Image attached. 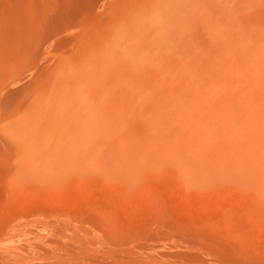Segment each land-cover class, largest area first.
Segmentation results:
<instances>
[{"label":"rangeland","instance_id":"374dc122","mask_svg":"<svg viewBox=\"0 0 264 264\" xmlns=\"http://www.w3.org/2000/svg\"><path fill=\"white\" fill-rule=\"evenodd\" d=\"M171 1L0 0V264H264V0Z\"/></svg>","mask_w":264,"mask_h":264},{"label":"bare ground","instance_id":"6f19581e","mask_svg":"<svg viewBox=\"0 0 264 264\" xmlns=\"http://www.w3.org/2000/svg\"><path fill=\"white\" fill-rule=\"evenodd\" d=\"M171 1V0H170ZM174 1V0H173ZM172 2V1H171ZM174 4V3H173ZM172 4V5H173ZM178 4V3H177ZM171 5V6H172ZM164 6V5H163ZM173 8V7H172ZM172 8H171V11H172ZM179 8V7H178ZM157 9V8H156ZM159 9H161V8H158L157 9V12H159L158 10ZM168 9V8H167ZM165 10V9H164ZM170 10V9H169ZM175 10V9H174ZM173 10V11H174ZM180 10V9H179ZM156 15V14H155ZM149 16V15H148ZM153 16V15H152ZM166 16V15H165ZM146 17V16H145ZM144 16H143V18H145ZM141 18H142V16H141ZM184 18V17H183ZM159 20V19H158ZM141 21H142V19H141ZM140 22V21H139ZM145 22H147V21H145ZM123 24H124V22H123ZM143 24V23H142ZM167 25V24H166ZM139 27V26H138ZM132 29V28H131ZM115 30H117V27H116V29H114L113 31H115ZM127 30V31H126ZM126 30H124V31H122V32H120L118 35H115L113 38H112V40H111V44H109V45H113V47H127V45H129V44H133L134 42H136V39H135V37H133V36H131L130 34H132L128 29H126ZM143 30V29H142ZM142 30H140V31H142ZM148 30V29H147ZM112 31V32H113ZM134 31H136V30H133V32ZM142 32H144V31H142ZM141 32V33H142ZM135 33V32H134ZM135 34H137V33H135ZM139 35V34H138ZM141 37V36H140ZM148 39H150V38H148ZM104 43H105V41H104ZM108 43V42H107ZM110 43V42H109ZM106 44V43H105ZM103 45V44H102ZM138 45V44H137ZM105 46H107V45H105ZM104 46V47H105ZM110 47V46H109ZM107 49V48H106ZM131 51V50H130ZM141 51V50H140ZM126 52V51H125ZM130 54V53H129ZM222 55V54H221ZM129 56V55H128ZM141 56V55H140ZM138 57V56H137ZM136 57V58H137ZM135 58V59H136ZM140 58V57H139ZM221 58H222V56H221ZM134 58H133V60H128V61H126V63L127 64H131L132 66V68H133V66L134 67H136L137 65H138V62H140V61H138V62H136V60H135ZM96 60V59H95ZM99 60V59H98ZM103 61H105V60H103ZM87 62V61H86ZM102 62V61H101ZM96 63V62H95ZM98 63H99V61H98ZM107 63V62H106ZM87 64V63H86ZM105 64V63H104ZM88 65V64H87ZM90 65H92L93 66V64H90L89 63V65L88 66H90ZM103 65V63L102 64H100V66H102ZM140 65V64H139ZM91 66V67H92ZM95 66H96V64H95ZM99 66V67H100ZM82 67V66H81ZM94 67V66H93ZM98 67V68H99ZM97 68V69H98ZM137 68H139V66L137 67ZM136 68V69H137ZM83 69V68H82ZM80 70V71H85V69L84 70ZM93 70H94V68H93ZM101 70V69H100ZM139 70V69H138ZM91 70H89L88 69V72H90ZM225 71V69L223 70V74L225 73L224 72ZM226 71H228V70H226ZM76 72V71H75ZM95 72H96V70H95ZM85 74L87 73V72H84ZM90 73H92V71L90 72ZM89 73V74H90ZM80 74H81V72H80ZM80 74H78L79 76H80ZM227 74V73H226ZM77 75V76H78ZM88 75V74H87ZM91 76V75H90ZM229 76V75H228ZM219 77H222V76H220L219 75ZM219 77H218V79H219ZM224 77V78H223ZM222 78L223 79H219V83L221 84V82H223V80H224V83H225V81L227 82V80H225V78L227 77V76H223ZM81 78V77H80ZM83 78V77H82ZM86 78V77H85ZM76 81H77V78L75 79ZM92 80H93V78H92ZM92 80H91V82H92ZM97 80V79H96ZM220 80H221V82H220ZM231 80V79H230ZM215 81H217V78H216V80ZM74 82V81H73ZM212 82V81H211ZM210 82V83H211ZM218 82V81H217ZM233 81H231V83H232ZM78 83V82H77ZM76 83V84H77ZM79 83H81V82H79ZM78 83V84H79ZM89 83V82H88ZM88 83H87V85H88ZM228 83H230V81L228 82ZM230 83V84H231ZM235 83V82H234ZM68 84V83H67ZM75 84V85H76ZM214 85H216L215 83H213ZM218 84V83H217ZM229 84V85H230ZM69 85H70V83H69ZM90 85V84H89ZM219 85V84H218ZM222 85H224V84H222ZM83 86H85V83H84V85ZM226 86H228V85H226L225 84V87H221L222 89H224V88H226ZM235 86V85H234ZM256 86V85H255ZM80 86H78V88H79ZM64 88V87H63ZM77 88V87H76ZM85 88V87H84ZM218 88V87H217ZM220 88V87H219ZM51 89V88H50ZM65 89V88H64ZM80 90L79 91H81V88H79ZM88 89V88H87ZM252 90H253V88H251ZM250 89V90H251ZM74 90V89H73ZM85 90V89H84ZM212 90H214V89H212ZM218 90V89H217ZM220 91H222L221 89H219ZM218 90V91H219ZM258 89L256 88V90H255V87H254V91H257ZM51 91V90H50ZM65 91H66V89H65ZM64 91V92H65ZM216 90H214V92H215ZM64 92H62V93H64ZM74 92H76V90L74 91ZM84 91H82L80 94H82ZM209 92L210 91H208V94H209ZM217 92V91H216ZM252 92V91H251ZM257 92H259V91H257ZM257 92H255V95H254V102H252V103H254V104H252L251 106L249 105V107H244V108H242L241 110V112L239 113V114H241V116L240 115H238V116H240L241 118L242 117H244L245 118V120L246 121H248L247 119H249V121H251L252 122V120H251V116L250 117H248V114L249 113H251V112H256V113H259V114H261V115H263L264 116V97H262L260 94H258ZM66 93V92H65ZM91 93V92H90ZM42 94V93H41ZM68 94V93H67ZM77 94H79L78 92H77ZM86 94V93H85ZM96 94H98V92L96 93ZM89 95V94H88ZM210 95V94H209ZM64 96V95H63ZM63 96H62V98H63ZM68 96V95H67ZM74 96H76V97H74V98H76V99H78L79 98V95H78V98H77V95H74ZM84 96V95H83ZM92 96H93V94H92ZM107 96V95H106ZM264 96V95H263ZM65 98H67L66 96H64ZM72 97V96H71ZM48 98V97H47ZM53 98V97H52ZM60 98V97H59ZM85 98H87V97H85ZM98 98H100L99 96H98ZM213 97H211V95L210 96H208V95H206L205 93L204 94H200V96L196 99V101H195V106H194V112L192 113V115H190V116H187V117H183V124H181L182 126H181V129H184V131H186V129H188L189 131H190V134H191V130H190V128L191 129H193L196 133H198L199 132V134H197V135H200L199 137H200V139L198 138V136L196 137L195 136V139L194 140H200L199 142H198V145L199 144H201V145H205V146H214V145H222V144H224V140H225V138L228 136H230L231 137V134L236 130V122L235 121H238L237 119L239 118L238 116H237V114L231 109V108H233V107H229V109H231V111H233L232 113H231V115H234V116H231V117H233V118H235L236 117V120H234V119H232L231 118V120H227L226 119V117H227V113L229 112V110H228V107H224V109H222V108H220V106H221V104L220 103H218L217 102V100H216V102L215 103H217V106H219V107H217L216 105H215V103H214V99H215V97H214V99H213V102L211 101V99H212ZM75 99V100H76ZM83 99V98H82ZM81 99V100H82ZM94 99V98H93ZM60 100V99H59ZM71 100V99H70ZM95 100V99H94ZM52 101V100H51ZM61 101V100H60ZM67 101V100H66ZM89 101H91V100H89ZM93 101V100H92ZM212 102V104L213 105H215L214 106V108L216 107V108H220V110H221V112H220V110L217 112V114L215 113V111H213V110H216V108L215 109H213L212 110V107L210 108V103ZM86 102V101H85ZM97 102V101H96ZM102 102V101H101ZM80 103V102H79ZM79 103H77V104H79ZM84 103V102H83ZM100 103V102H99ZM104 103V102H103ZM53 104H54V102H53ZM81 104V103H80ZM211 104V105H212ZM60 105V104H59ZM91 105V104H90ZM212 105V106H213ZM56 106H57V104H56ZM81 106V105H80ZM80 106L78 107V108H80ZM82 106H83V104H82ZM94 106H95V102H94ZM93 106V107H94ZM65 107V106H64ZM87 107V106H86ZM53 108V107H52ZM100 108V107H99ZM211 109V111H212V113H215L216 115H213L212 113H211V111H208V110H206V109ZM36 109H37V107H36ZM59 109V108H58ZM81 109H82V107H81ZM200 109H201V111L203 110V109H205V111H202V113H201V111H200ZM86 110V109H85ZM222 110H224V111H222ZM226 110H228V112L226 113ZM56 111H58V110H56ZM84 111V110H83ZM90 111H92V110H90ZM95 111V110H94ZM200 111V112H199ZM38 112V111H37ZM59 112V111H58ZM85 112V111H84ZM83 112V113H84ZM88 112V111H87ZM205 112V113H204ZM207 112V113H206ZM209 112V113H208ZM219 112H220V114H219ZM90 113V112H89ZM204 113V114H203ZM225 113V114H224ZM236 115H235V114ZM256 113H253V116L255 115V116H257L258 117V115L259 114H257L256 115ZM199 116H198V115ZM67 115V114H66ZM95 115V114H94ZM189 115V114H188ZM218 115H220V118H218ZM82 116V115H81ZM80 116V117H81ZM84 116H86V114L84 115ZM186 116V115H185ZM198 116V117H197ZM262 116V117H263ZM262 117H261V119H262ZM27 118V117H26ZM34 118V117H33ZM82 118V117H81ZM80 118V119H81ZM89 118H90V116H89ZM252 118H254V117H252ZM256 118V117H255ZM79 119V120H80ZM91 119V118H90ZM243 119V118H242ZM259 119H260V117H259ZM47 120V119H46ZM92 120V119H91ZM255 120V119H254ZM55 121V120H54ZM78 121V120H77ZM81 121H83V120H81ZM81 121H80V123H81ZM259 121V120H258ZM264 121V120H263ZM62 122V121H61ZM85 122V121H84ZM90 122V121H89ZM88 122V124H90ZM93 122V121H92ZM239 122V121H238ZM240 122L241 123H243V122H245V121H241V119H240ZM94 123V122H93ZM97 123H99V122H97ZM96 123V124H97ZM240 123V124H241ZM249 123V122H248ZM255 122H253V124H254ZM85 124V123H84ZM83 124V125H84ZM245 123H243V125H244ZM56 125V124H55ZM80 125V124H79ZM92 125V124H91ZM238 125V124H237ZM245 125H247V124H245ZM252 125V124H251ZM256 125H258V124H256ZM71 126V125H70ZM88 126V125H87ZM240 126V125H239ZM19 127V126H18ZM30 127V126H29ZM41 127V126H40ZM241 127H242V124H241ZM254 127V126H253ZM243 128H245V127H242V129ZM264 128V127H263ZM32 129V128H31ZM237 129H240V128H237ZM254 129V128H253ZM179 130H180V128H179ZM188 130H187V133H188ZM251 130H252V128H251ZM258 130H260V129H258ZM237 131V130H236ZM264 131V130H263ZM239 132V131H238ZM195 133V134H196ZM234 133H236V132H234ZM193 134V133H192ZM194 134V135H195ZM262 134V133H261ZM194 135H192L191 137H193ZM237 135V134H236ZM190 136V135H189ZM189 136H188V138H189ZM233 136V135H232ZM191 137L189 138V140H192V142H195L193 139H191ZM194 138V137H193ZM196 138H198V139H196ZM249 138V137H248ZM227 141V140H226ZM190 142V141H189ZM229 142V141H228ZM232 142V141H231ZM253 142H254V144H257V145H259L260 147H264V135H256L255 134V138H254V140H253ZM191 143V142H190ZM195 143H197V141L195 142ZM226 143V142H225ZM227 144V143H226Z\"/></svg>","mask_w":264,"mask_h":264}]
</instances>
